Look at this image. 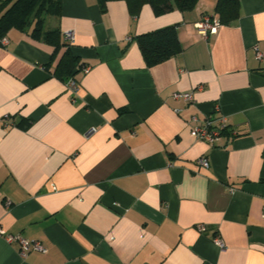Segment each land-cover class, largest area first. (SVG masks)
<instances>
[{"label": "crops", "instance_id": "obj_1", "mask_svg": "<svg viewBox=\"0 0 264 264\" xmlns=\"http://www.w3.org/2000/svg\"><path fill=\"white\" fill-rule=\"evenodd\" d=\"M215 4L61 0L44 25L58 47L0 36V264H264V0L227 23ZM168 25L180 52L147 64L137 36ZM207 117L225 119L213 144L191 131ZM9 234L46 251L23 257Z\"/></svg>", "mask_w": 264, "mask_h": 264}, {"label": "trees", "instance_id": "obj_2", "mask_svg": "<svg viewBox=\"0 0 264 264\" xmlns=\"http://www.w3.org/2000/svg\"><path fill=\"white\" fill-rule=\"evenodd\" d=\"M108 1L110 0H98L101 11L106 10ZM124 1L131 15H138L141 8L146 4L152 8L155 15H160L173 9L188 10L195 5L197 0ZM239 5L240 0H216L214 11L221 23H227L238 16ZM60 13L61 0H0V36H4L10 29L15 28L28 31L31 37L42 39L58 47L60 45L59 29L57 27L45 29L44 25L47 17L57 18ZM137 41L147 64L165 60L178 54L181 50L176 37L175 25H168L139 34ZM75 65L76 60L65 53L59 64V70L66 69L67 74H69L71 71H75Z\"/></svg>", "mask_w": 264, "mask_h": 264}, {"label": "built area", "instance_id": "obj_3", "mask_svg": "<svg viewBox=\"0 0 264 264\" xmlns=\"http://www.w3.org/2000/svg\"><path fill=\"white\" fill-rule=\"evenodd\" d=\"M196 26H197L199 33H201L203 36L206 37L208 36V34H210L211 32L215 31L218 28L219 21L214 16L205 15L201 18V20H199L196 23ZM63 36L69 45L74 42V34L72 30H66L63 33ZM3 40L5 41V39ZM256 55H257V58H261L262 56H264V54H262L258 50H256ZM82 71L84 73L88 72L89 67L84 66L82 68ZM71 84H73L72 81H71ZM173 96L175 98L183 97L185 100L192 99V94L190 92L175 93L173 94ZM224 126H225V119L223 117L222 119L221 118L219 119L218 126H213L211 119L207 117L203 124L193 126L191 128V131L197 139L213 144L219 137L221 129L224 128ZM197 163L202 167L208 166V161H207V158L205 157L198 158ZM199 230H202V226H199ZM2 233L3 232L0 228V234ZM5 238L9 242L15 241L18 243L19 253L23 257L27 254L28 251H31V250H36L40 252L46 251V248L44 247V245L38 240L27 239L20 235H11V234L6 235ZM214 241L217 245H219L220 247H223L224 244L220 237L215 236Z\"/></svg>", "mask_w": 264, "mask_h": 264}]
</instances>
